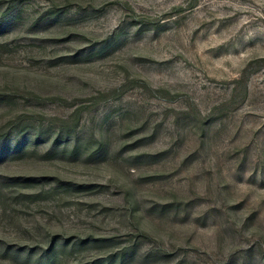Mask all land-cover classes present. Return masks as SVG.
<instances>
[{"label": "rangeland", "instance_id": "obj_1", "mask_svg": "<svg viewBox=\"0 0 264 264\" xmlns=\"http://www.w3.org/2000/svg\"><path fill=\"white\" fill-rule=\"evenodd\" d=\"M0 264H264V0H0Z\"/></svg>", "mask_w": 264, "mask_h": 264}]
</instances>
